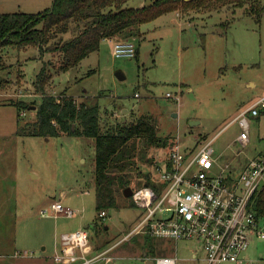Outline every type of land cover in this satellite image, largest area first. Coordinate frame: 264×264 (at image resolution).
I'll return each mask as SVG.
<instances>
[{"label": "rangeland", "instance_id": "rangeland-1", "mask_svg": "<svg viewBox=\"0 0 264 264\" xmlns=\"http://www.w3.org/2000/svg\"><path fill=\"white\" fill-rule=\"evenodd\" d=\"M33 1L0 0V13L29 11ZM142 1L131 0L126 6L137 7ZM40 2L50 5L51 0ZM244 11L224 6L212 12L165 13L141 26L143 39H132L139 56L115 57L112 50L117 39L103 40L100 49L78 66L56 72L47 91H67L78 101L98 103L103 118L109 120L152 115L160 136L177 137L185 149L213 141L219 163L229 161L239 171L250 158L264 153V108L259 107V116L247 115L249 145L234 141L240 128L233 120L264 96V15L259 25ZM228 20L229 26L220 25ZM3 55L9 67L0 73V264H55L54 247L61 234L86 225H90L93 244L107 239L117 243L138 223L143 210L121 196L117 206L108 208L104 219L100 217L95 140L68 134H16L18 123L35 120L36 108L18 110L14 104L40 103L33 80L42 61L57 57L52 53L41 57L37 47H7ZM155 154L154 166L140 162V167L143 172L151 170L158 181L155 166L168 152L156 148L147 152V156ZM56 200L81 213L43 215L41 211ZM95 221L104 224L106 232L96 235ZM154 242L156 254L177 255V264H204L192 259L198 250L193 240ZM146 249L141 237L124 241L112 251L110 264H146L141 259ZM247 253L253 264H264V239L254 238Z\"/></svg>", "mask_w": 264, "mask_h": 264}, {"label": "trees", "instance_id": "trees-1", "mask_svg": "<svg viewBox=\"0 0 264 264\" xmlns=\"http://www.w3.org/2000/svg\"><path fill=\"white\" fill-rule=\"evenodd\" d=\"M129 1L54 0L51 7L39 12L0 13V73L9 67L3 55L7 47L19 50L37 47L41 57L45 53L57 57L42 61L33 80L35 90L41 94L37 106L32 102L36 106V118L18 123L16 134L42 137L68 134L93 138L96 208L100 213L117 206L119 198L125 196V188L132 187L133 183L137 185L132 187L134 190L147 185L161 192L163 185L154 180L151 170L143 172L140 162L154 166L156 154L147 156L152 148L168 152L162 159L166 160L178 139L172 135L160 136L152 115L142 114L132 120H109L103 118L98 103L78 101L67 91L49 93L47 89L55 73L78 66L92 52L99 50L105 39H143L141 26L165 13L188 9L212 12L224 6H234L244 8V13L254 17L259 25L264 15L263 0H145L143 6L137 7L126 6ZM230 22H221L220 25L226 27ZM67 33L71 36L64 39L62 35ZM135 56H139L138 49ZM14 105L18 110L31 108V104L25 101ZM140 178L144 181H139ZM127 198L131 206H136L132 196ZM251 207L258 215L264 216V186L254 193ZM93 228L96 235L107 229L102 223L99 226L97 221ZM140 237L147 246L145 252L149 257L160 256L156 254L154 239L157 238L144 234L133 239ZM90 240L92 242V235ZM112 244L107 239L93 246L100 251Z\"/></svg>", "mask_w": 264, "mask_h": 264}, {"label": "built area", "instance_id": "built-area-1", "mask_svg": "<svg viewBox=\"0 0 264 264\" xmlns=\"http://www.w3.org/2000/svg\"><path fill=\"white\" fill-rule=\"evenodd\" d=\"M136 51L131 39L116 40L113 44L115 57H135ZM259 107L264 108V97L244 108L233 120L240 128L234 141L243 147L250 143L247 115L259 116ZM212 144L208 141L199 148L195 145L185 149L178 139L167 159L155 166L158 182L163 185L161 192L147 185L134 190L133 202L143 214L130 232L100 251L94 249L87 228L62 233L54 262L110 264L114 257L111 253L117 246L145 234L163 240L195 241L198 250L192 259L204 264H253L247 250L254 238L264 239V216L251 207L254 193L264 186V153L250 158L241 170L235 171L229 161L219 163ZM41 212L66 217L81 213L62 200L54 201ZM100 216L104 219L107 211H101ZM17 253L29 255L27 251ZM151 258L155 264H177L179 260L177 255Z\"/></svg>", "mask_w": 264, "mask_h": 264}, {"label": "crops", "instance_id": "crops-1", "mask_svg": "<svg viewBox=\"0 0 264 264\" xmlns=\"http://www.w3.org/2000/svg\"><path fill=\"white\" fill-rule=\"evenodd\" d=\"M41 0H35V1H33V2H31L29 5H28V7H27V9L26 10H29V11H25V12H39V11H42V10H44V8H49L52 4H53V2H54V0H51V3H50V5H48V3H44V2H40ZM145 4V0L144 1H142L141 2V4H140V6H143ZM38 6H40V7H38ZM40 8V9H39ZM115 39H117V38H113V39H110V38H108V39H105V40H115ZM264 97V96H263ZM86 227H87V225H86ZM85 227V228H86ZM164 242L165 241H170V240H163ZM59 239H58V241H57V243H55V247H54V250L56 251V249H58L59 248ZM114 251V250H113ZM55 254V253H54ZM166 254V253H165ZM143 256H144V253H143ZM143 256L141 257V259H143L145 262H146V264H147V258L144 256V258H143ZM165 256H169V255H165ZM49 264V263H48ZM56 264V263H55ZM97 264H99V263H97ZM103 264V263H102ZM149 264V263H148Z\"/></svg>", "mask_w": 264, "mask_h": 264}, {"label": "water", "instance_id": "water-1", "mask_svg": "<svg viewBox=\"0 0 264 264\" xmlns=\"http://www.w3.org/2000/svg\"><path fill=\"white\" fill-rule=\"evenodd\" d=\"M117 75H118L119 78H124V75H123L122 73H118ZM32 108H36V106H32L31 109H32ZM194 123H195V122H192V124H194ZM133 192H134V189H133L131 186H128V187L125 188V190H124V195H125V197H130V196L133 195ZM144 256L147 258V264H148V263H149V264H155V263H154V260H153L152 258H148V255H147L146 252L144 253Z\"/></svg>", "mask_w": 264, "mask_h": 264}]
</instances>
